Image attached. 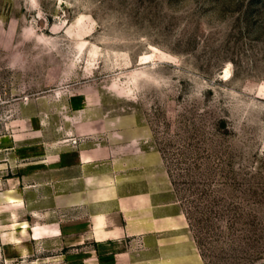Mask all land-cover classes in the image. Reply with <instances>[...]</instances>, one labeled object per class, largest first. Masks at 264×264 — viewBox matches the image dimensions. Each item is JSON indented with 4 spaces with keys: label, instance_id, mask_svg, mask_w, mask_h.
<instances>
[{
    "label": "rangeland",
    "instance_id": "374dc122",
    "mask_svg": "<svg viewBox=\"0 0 264 264\" xmlns=\"http://www.w3.org/2000/svg\"><path fill=\"white\" fill-rule=\"evenodd\" d=\"M95 143L149 153L197 261L264 264V0H0V264L118 262L3 196Z\"/></svg>",
    "mask_w": 264,
    "mask_h": 264
},
{
    "label": "crops",
    "instance_id": "0c3cea01",
    "mask_svg": "<svg viewBox=\"0 0 264 264\" xmlns=\"http://www.w3.org/2000/svg\"><path fill=\"white\" fill-rule=\"evenodd\" d=\"M131 145L110 153L103 144L95 143L85 149L78 164L68 160L64 167L50 169H66L64 176L39 180L23 173L10 178L8 185L14 184L12 189L24 200L15 213L21 220H34V224L50 229L39 238L62 240L71 237L79 223L87 226L84 240L112 245L116 264H202L197 261L187 215L174 210L175 200L164 197L171 192L168 180L156 178L154 159L149 153L138 154ZM28 192L34 193L33 199H23ZM100 221L101 229L116 234L99 238L96 229ZM150 236H155L152 242ZM130 238L131 246H124ZM84 264L94 263L88 259Z\"/></svg>",
    "mask_w": 264,
    "mask_h": 264
},
{
    "label": "bare ground",
    "instance_id": "6f19581e",
    "mask_svg": "<svg viewBox=\"0 0 264 264\" xmlns=\"http://www.w3.org/2000/svg\"><path fill=\"white\" fill-rule=\"evenodd\" d=\"M3 196H4V198L6 199H8V203L9 202H11V203H14V202H20V201H22L20 198H17V197H15V196H13V195H11V194H9V193H7V197H6V193L5 194H3ZM0 204H2L1 203V201H0Z\"/></svg>",
    "mask_w": 264,
    "mask_h": 264
}]
</instances>
